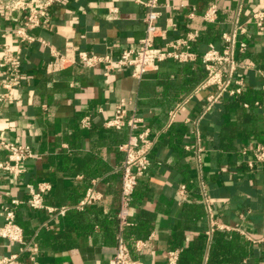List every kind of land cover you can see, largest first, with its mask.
Returning a JSON list of instances; mask_svg holds the SVG:
<instances>
[{
	"label": "crops",
	"instance_id": "crops-1",
	"mask_svg": "<svg viewBox=\"0 0 264 264\" xmlns=\"http://www.w3.org/2000/svg\"><path fill=\"white\" fill-rule=\"evenodd\" d=\"M214 4L218 21L206 24L201 16ZM158 11L162 46L199 31L193 50L202 54L209 45L222 49V35L236 30L243 93L224 96L204 113L212 90L193 94L189 83L190 71L202 70L204 78L200 61L167 60L141 80L127 68L105 77L101 67H82L80 51L117 59L137 47L149 12L138 0H61L31 43L16 37L20 21L0 8V49L21 61L20 79L10 88L12 72L0 67V141L34 153L18 182L7 175L0 182V226L3 208L23 202L16 221L30 251L24 257L20 244L0 238V255L17 256V264H107L121 233L144 264H168L169 251H178L176 264H264L263 245L255 242L264 237V159L256 157L257 146H264V28L252 22L264 12V0H159ZM241 42L246 51L238 49ZM68 43L74 65L51 73L48 66L55 54H66ZM187 96L168 125V110ZM122 101L159 136L131 201L130 226L120 232L119 146L127 131L105 123ZM85 117L88 128L81 126ZM42 183L49 185L45 208L33 210L27 186ZM89 188L101 199L76 209ZM62 207L67 212L49 210ZM137 242L145 244L140 251Z\"/></svg>",
	"mask_w": 264,
	"mask_h": 264
},
{
	"label": "built area",
	"instance_id": "built-area-1",
	"mask_svg": "<svg viewBox=\"0 0 264 264\" xmlns=\"http://www.w3.org/2000/svg\"><path fill=\"white\" fill-rule=\"evenodd\" d=\"M148 9L145 18V36L140 40L136 48L124 50L121 55L114 59L111 56H95L85 51L78 53V59L82 67L93 69L101 67L105 77H110L120 69H130L132 76L138 80L159 68L162 62L173 60L181 64L195 63L200 61L205 76L193 90L197 94L203 90H212L208 95L204 113L208 112L219 100L228 95L237 97L244 91L245 85L242 79L236 77V72L243 67L236 58L237 34L236 30L231 33H224L222 39L224 46L222 49L214 45H209L207 51L199 54L193 50V43L200 37L199 31L188 33L185 37L164 42L163 46L157 42L166 40L165 32L157 25L160 16L159 0H138ZM61 0H0V8L14 20H19L21 25L15 30L16 37L21 42L31 43L34 41L32 32L43 26L47 21L49 10L60 3ZM196 14L190 13L189 18H194ZM206 24H215L219 18L217 5H211L201 16ZM260 30L264 28V12H257L252 18ZM242 31H245L242 28ZM240 51L247 50V44H239ZM73 52L71 43L67 44L66 54H55V59L48 66L51 73H58L68 69L75 63V58L69 56ZM73 54V53H72ZM0 67L10 68L12 74L10 81L5 87L10 88L16 85L20 79L21 61L19 57H14L8 48L0 49ZM264 90V86H263ZM189 96L184 97L168 110V125L174 123L178 113L187 103ZM81 126H90L89 117L81 120ZM107 128L116 130H126L127 139L119 146V150L124 155L123 164L120 167L121 192L118 209L119 230L124 231L130 226L129 213L130 205L138 185L139 180L148 172L151 162L150 153L157 143L159 133L153 134L152 130L146 126L144 120L138 116L130 115L126 108V103L122 101L116 106L114 117L105 123ZM257 160L264 159V146H257ZM34 156L31 148L25 144H16L10 141H0V182L4 175L12 181L18 182L25 172V162ZM29 197L26 204L33 210L45 208L44 193L49 190V185L39 184L38 189L33 185L27 186ZM184 190V186L182 187ZM101 199V195L93 188L86 191L85 196L75 206L78 210L94 204ZM23 202L13 200L11 206L4 207L1 214L4 217V224L0 226V238L10 243H17L21 246V252H29L28 244L23 228L16 221L17 208ZM51 212H67L66 207L49 208ZM118 246L115 255L107 264H144L140 259L134 258L122 237L118 235ZM263 245L264 237L255 241ZM145 246L144 242H137V250L140 251ZM17 256L0 255V264H17ZM168 264H176L178 261V251L168 252Z\"/></svg>",
	"mask_w": 264,
	"mask_h": 264
},
{
	"label": "trees",
	"instance_id": "trees-1",
	"mask_svg": "<svg viewBox=\"0 0 264 264\" xmlns=\"http://www.w3.org/2000/svg\"><path fill=\"white\" fill-rule=\"evenodd\" d=\"M199 41V38L193 43V47H194V45L197 43ZM203 67V66H202ZM188 69V68H187ZM190 74H191V81L189 82L190 83V86H191V91L193 90V89H195V87L199 84V82H200V80H201V78L203 77V72H202V70L200 71V73H198V75L194 72V71H190ZM205 76V75H204ZM181 99H183L182 97L181 98H178V100H181ZM136 190V189H135ZM135 193V192H134ZM128 228V227H127ZM126 228V229H127ZM124 240H125V238H124ZM125 242L127 243V241L125 240ZM127 245H128V243H127ZM128 247H129V245H128ZM130 248V247H129ZM130 251H131V249H130ZM23 256L24 257H26L27 256V254L25 255L24 253H23ZM24 264H26L25 262H24Z\"/></svg>",
	"mask_w": 264,
	"mask_h": 264
}]
</instances>
